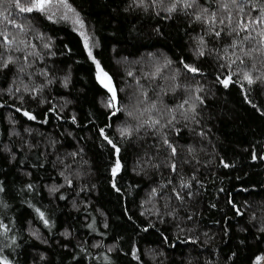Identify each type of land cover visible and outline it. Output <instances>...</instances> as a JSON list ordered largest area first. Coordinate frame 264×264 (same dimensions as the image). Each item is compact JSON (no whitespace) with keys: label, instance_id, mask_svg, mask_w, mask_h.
<instances>
[{"label":"trees","instance_id":"obj_1","mask_svg":"<svg viewBox=\"0 0 264 264\" xmlns=\"http://www.w3.org/2000/svg\"><path fill=\"white\" fill-rule=\"evenodd\" d=\"M173 2L67 0L113 100L55 5L0 0L9 264H264V0Z\"/></svg>","mask_w":264,"mask_h":264},{"label":"snow or ice","instance_id":"obj_2","mask_svg":"<svg viewBox=\"0 0 264 264\" xmlns=\"http://www.w3.org/2000/svg\"><path fill=\"white\" fill-rule=\"evenodd\" d=\"M11 2L22 13H24V12L31 13L33 11L46 12V11H49L54 5L57 6V7L63 6L69 12L73 11L71 9V7L67 4V0H11ZM160 2L162 3L163 0H160ZM181 2H183L185 7H191L192 6V4L189 3V0H175V2H173L171 4V6L167 8V11L168 12L175 11L176 5L178 3H181ZM237 2H238V0H232L233 4H237ZM139 3L141 5H143L145 3V0H139ZM224 7L227 8V5L225 4ZM205 11H207V10L205 9ZM0 15H3V13L0 12ZM212 17H213V20H214L215 13L212 14ZM200 18H201L200 16L196 17L197 20H199ZM4 20L7 21L8 23L13 24L16 27H20L21 30H23V26L22 25H15L14 20H9L7 16H4ZM75 22L80 24L81 27H83V24L79 20L78 17H77ZM251 22L252 23L264 22V11L261 12V15L257 19H254ZM221 23H223V21H221ZM240 26L242 27L243 30L247 31V27H248L247 23H241ZM233 30H235V29H233ZM215 35L219 36L220 32H216ZM260 35L262 37H264V32H261ZM0 37H3V40H0V47H2L4 45H11L13 43V40H10L8 38V33L5 30H0ZM85 47H88L87 40L85 41ZM200 54L203 55V52H201ZM89 55L91 56V52H89ZM2 57H3V53H0V59H2ZM9 62H11V58H9ZM3 66L7 67V64H4ZM97 68H99V64H97ZM185 68H187L188 71H190V72H197L198 71V69H196L194 67H190L188 65H185ZM104 76L107 77V73H104ZM108 79L110 80V78H108ZM244 79L247 80V82L249 84H251L253 82L252 78L247 73H245ZM230 82H231V77L230 76L226 77L224 80L221 81V83L224 84L225 87H227ZM105 87H108L109 91L113 92L112 99L114 100L115 99L114 90L108 84H105ZM185 103H187V101H185ZM109 106H111V105H109ZM154 106L155 105H153V107ZM182 106L183 105H181V107ZM17 111H19V109H17ZM193 111H194V109H193ZM24 115L27 116L29 119H35V117L30 115L28 112H24ZM154 123H159V121H155ZM101 134L103 135V129L101 130ZM105 139H108V137L105 136ZM108 143L111 144L112 141L108 140ZM165 143H168V142L165 140ZM168 146H169V148H171V152L174 155L175 152H176V149L174 147H172L171 144H169ZM113 147L115 148V145H113ZM116 151L118 152L119 149H116ZM119 167H120V164H119V161H117L116 166L113 169V174L114 175H115L117 169H119ZM171 167H172L173 170H175V164L171 165ZM225 167H228V165L225 164ZM29 187H31V185H29ZM2 190L3 189L0 188V191H2ZM37 212L39 213L40 218L43 220V222L45 224H47L48 221L46 219H44V214L42 212H39V209H37ZM257 261L259 262V258H257ZM0 264H9V262L7 261L6 258H0Z\"/></svg>","mask_w":264,"mask_h":264},{"label":"rangeland","instance_id":"obj_3","mask_svg":"<svg viewBox=\"0 0 264 264\" xmlns=\"http://www.w3.org/2000/svg\"><path fill=\"white\" fill-rule=\"evenodd\" d=\"M54 8L60 10L63 13V16L69 18L73 22V24L75 25V28L83 35L84 41L87 40V44H88L87 51H88V53L91 52V56L90 57L93 60H95L96 68H97V64H99V68H97V79L104 87H105V84H108L114 90V92H115V99L114 100H116V98H117V90H116L113 78L110 75V73L108 71H106L103 68V66L98 61H96V59L94 58L92 50L90 49L89 41H88V39L86 37V33H85V30H84V27H81L80 24L75 22L77 17H78V15L74 11H71V12L67 11V9H65L63 6H59V7L55 6ZM104 73H107V77L104 76ZM108 78H110V80ZM105 88L109 91L108 87H105ZM109 92H110L111 96H113V92H111V91H109Z\"/></svg>","mask_w":264,"mask_h":264}]
</instances>
